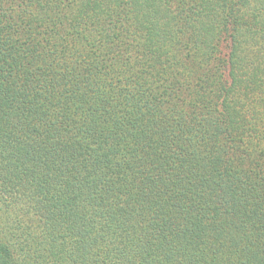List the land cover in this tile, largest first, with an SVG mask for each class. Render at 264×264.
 <instances>
[{"label":"trees","instance_id":"obj_1","mask_svg":"<svg viewBox=\"0 0 264 264\" xmlns=\"http://www.w3.org/2000/svg\"><path fill=\"white\" fill-rule=\"evenodd\" d=\"M0 264H264V0H0Z\"/></svg>","mask_w":264,"mask_h":264}]
</instances>
